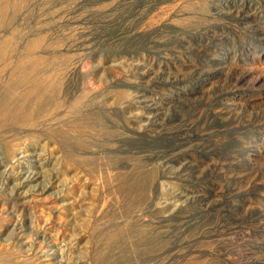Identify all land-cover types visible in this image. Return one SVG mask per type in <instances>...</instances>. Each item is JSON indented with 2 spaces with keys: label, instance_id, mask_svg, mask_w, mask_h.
I'll use <instances>...</instances> for the list:
<instances>
[{
  "label": "rangeland",
  "instance_id": "1",
  "mask_svg": "<svg viewBox=\"0 0 264 264\" xmlns=\"http://www.w3.org/2000/svg\"><path fill=\"white\" fill-rule=\"evenodd\" d=\"M0 264H264V0H0Z\"/></svg>",
  "mask_w": 264,
  "mask_h": 264
},
{
  "label": "bare ground",
  "instance_id": "2",
  "mask_svg": "<svg viewBox=\"0 0 264 264\" xmlns=\"http://www.w3.org/2000/svg\"><path fill=\"white\" fill-rule=\"evenodd\" d=\"M29 62V61H28ZM26 66V65H25ZM38 73V72H37ZM27 75V74H26ZM15 76V75H14ZM53 78V77H52ZM19 80V79H18ZM17 81V80H16ZM33 81V80H32ZM50 81V80H49ZM21 82V81H20ZM36 82V81H35ZM18 83V82H17ZM34 83V82H33ZM59 83V82H58ZM19 84V83H18ZM21 84V83H20ZM30 84V83H29ZM15 85V84H14ZM25 86V85H24ZM41 88V87H40ZM45 89V88H44ZM47 89V88H46ZM11 90V89H10ZM16 90V89H15ZM36 92H37V90H36ZM28 96V95H27ZM21 97V96H20ZM9 98V97H8ZM17 98V97H16ZM10 100V99H9ZM7 103V102H6ZM9 104V103H8ZM12 107V106H11ZM20 107V106H19ZM9 109V108H8ZM10 110H11V108H10ZM4 111V110H3ZM3 111H1L2 113H3ZM7 111V110H6ZM9 111V110H8ZM18 111V110H17ZM10 113V112H9ZM19 113V112H18ZM85 124H86V122H85ZM84 126V125H83ZM85 128V127H84ZM70 129V128H69ZM74 129V128H73ZM57 130V129H56ZM68 129H66L65 131H61V128H60V130H57L55 133L56 134H58V136L59 135H61V137H63V139L65 138V140L67 139V140H73L74 142H79V140H80V135H73V136H70L71 134H68V131H67ZM80 134H81V131H78ZM69 133H71V132H69ZM72 134H73V132H72ZM76 134V133H75ZM81 143H83V141L81 142ZM109 174V173H108ZM130 174V173H129ZM106 178V177H105ZM130 178V176H128V179ZM141 178H143L142 176H141ZM141 178H140V180H137V182H135L134 184H135V186H137L135 189L139 192V190H142L141 189V184H143V182H142V180L144 179H142L141 180ZM127 180V179H126ZM130 181V180H129ZM136 181V180H135ZM149 181H150V179H149ZM118 182V181H117ZM125 183V182H124ZM145 184H146V182H145ZM125 185V184H124ZM144 190V189H143ZM135 191V190H134ZM136 191V192H137ZM134 193V192H133ZM131 194V193H130ZM142 194V193H141ZM134 195V194H133ZM123 230V229H122ZM122 230L120 231V233L122 232ZM117 231H118V228H117ZM107 233V232H106ZM116 234H118V232H109L108 234H107V236L105 237V241L103 242L104 243V245L105 244H110V242L112 241V239L115 237V235ZM116 240V239H115ZM103 245V247H105ZM108 247V246H107ZM100 252H102L101 250H99ZM97 256H99V255H97Z\"/></svg>",
  "mask_w": 264,
  "mask_h": 264
}]
</instances>
